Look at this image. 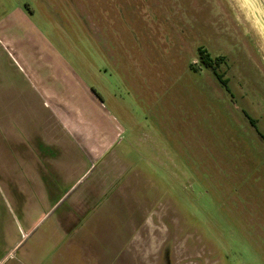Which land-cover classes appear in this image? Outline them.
<instances>
[{"label":"rangeland","instance_id":"1","mask_svg":"<svg viewBox=\"0 0 264 264\" xmlns=\"http://www.w3.org/2000/svg\"><path fill=\"white\" fill-rule=\"evenodd\" d=\"M248 13L240 0H0L1 101L31 96L103 151L80 191L91 221L58 238L62 264L99 251L104 264H264V143L244 118L264 135V37ZM199 48L222 58L229 91Z\"/></svg>","mask_w":264,"mask_h":264},{"label":"crops","instance_id":"2","mask_svg":"<svg viewBox=\"0 0 264 264\" xmlns=\"http://www.w3.org/2000/svg\"><path fill=\"white\" fill-rule=\"evenodd\" d=\"M23 98L18 103L14 96L6 103L0 98V264H46L40 253L54 248L52 264H62L58 238L72 237L81 220L91 221L84 204L88 196L80 191L93 187L84 184L87 167L103 151L89 137L80 138L77 121L57 110L46 117L37 99ZM66 137L71 154L65 151ZM104 255L99 251L100 264Z\"/></svg>","mask_w":264,"mask_h":264},{"label":"flooded vegetation","instance_id":"3","mask_svg":"<svg viewBox=\"0 0 264 264\" xmlns=\"http://www.w3.org/2000/svg\"><path fill=\"white\" fill-rule=\"evenodd\" d=\"M200 50L204 52V56H205V58H206V61L209 60L210 62H212L211 65H212L213 67H214V62H213V61L216 62L215 72H216L217 75H219L218 72H217V68L222 64V58H220V57H216V58L213 60V59L211 58L210 54L207 53L206 50H203V48H199V49H197V56L199 55V51H200ZM197 59H198V63L200 64V66H201L205 71L210 72V73L214 76V74L212 73L211 70L205 68V67L201 64V61H200L199 57H197ZM190 68H191V70H193V71H197V69H196L195 67H193V66H191ZM214 77H215V76H214ZM215 78H216V77H215ZM217 81H218V83L221 84V87L224 88L225 91H229L228 88H227V84H226V88H225V87L223 86V84L221 83V81H224V80H222V78H221L220 81H219V80H217ZM244 118L247 120V122L249 123L250 127L254 130V132H256V133L258 134L260 140H262V142L264 143V135H262V134L259 132V130L256 128L254 121H253L250 117H248L246 114H244ZM122 250H123V249L121 248V250H120L119 253H118V255L120 256V257H119V258H120L119 261H122V257H121V256H122V255H121ZM93 251L96 252V249L94 248ZM94 255H95V258H94V260H93V264H100L99 259H98V257H97L98 252H97L96 254H94ZM94 255H93V256H94ZM119 263H120V262H119ZM103 264H104V263H103ZM105 264H113V263H112V262H108V260H107V261L105 262Z\"/></svg>","mask_w":264,"mask_h":264},{"label":"bare ground","instance_id":"4","mask_svg":"<svg viewBox=\"0 0 264 264\" xmlns=\"http://www.w3.org/2000/svg\"><path fill=\"white\" fill-rule=\"evenodd\" d=\"M245 9L247 8L249 16L254 20L259 32L264 37V11L257 0H240Z\"/></svg>","mask_w":264,"mask_h":264},{"label":"trees","instance_id":"5","mask_svg":"<svg viewBox=\"0 0 264 264\" xmlns=\"http://www.w3.org/2000/svg\"><path fill=\"white\" fill-rule=\"evenodd\" d=\"M200 61H201V64L212 71V73L214 74V76L216 77L217 80H221V76L220 75H217L216 72H215V67H213L210 63V61H206V58L204 56V52L203 51H199V55H198ZM221 83L223 84V86L226 88V81H221Z\"/></svg>","mask_w":264,"mask_h":264},{"label":"water","instance_id":"6","mask_svg":"<svg viewBox=\"0 0 264 264\" xmlns=\"http://www.w3.org/2000/svg\"><path fill=\"white\" fill-rule=\"evenodd\" d=\"M260 3L262 10L264 11V0H257Z\"/></svg>","mask_w":264,"mask_h":264}]
</instances>
